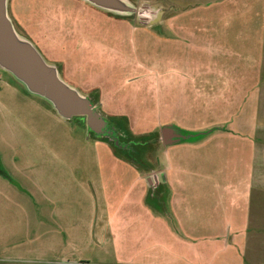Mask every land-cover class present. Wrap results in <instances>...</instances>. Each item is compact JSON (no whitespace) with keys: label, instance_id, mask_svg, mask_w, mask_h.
I'll list each match as a JSON object with an SVG mask.
<instances>
[{"label":"rangeland","instance_id":"obj_1","mask_svg":"<svg viewBox=\"0 0 264 264\" xmlns=\"http://www.w3.org/2000/svg\"><path fill=\"white\" fill-rule=\"evenodd\" d=\"M132 1L160 9L158 21L155 16L153 22L141 24L137 15L116 17L82 0H9L17 31L47 62L61 68L55 61H64L69 82L62 78L74 87L82 85L85 96L97 98L102 115L124 120L138 145L133 165L125 152L100 140L99 145L83 118L58 125L45 115L44 110L53 108L42 98L25 94L20 85L19 96L2 90L1 100L18 102L21 111L34 115L16 121L0 113V153L12 155L7 138L29 137L35 127L46 138L58 135L57 146L79 168L74 180L64 169L46 172L47 165L61 161L47 156L31 136L13 140L16 148L37 153L31 157L38 172L31 180L14 172L33 193L29 200L0 184L15 201L0 205V264H264V226H245L234 192L230 188L226 194L213 182L232 186L246 175L237 170L249 163L246 143L219 134L202 150L190 152L187 142L165 146L161 139L168 125L189 131L217 126L225 132L244 130L238 115L251 112L250 107L242 110V99L251 92L236 98L238 76L228 74L226 67L234 64L239 41L252 29L247 24H258L261 7L253 12L250 0ZM239 2L250 6L238 9ZM238 19L246 27L223 24ZM247 51L239 50L241 60L249 59ZM251 65H245L246 72ZM6 83L18 85L0 69V88ZM260 131L264 164V127ZM167 146L175 148L162 157ZM160 161L229 170L207 172L208 181L202 188L193 187L176 218L165 185L143 186L146 196L140 200L135 195L142 184H134L136 176L124 167L131 164L145 175L157 171Z\"/></svg>","mask_w":264,"mask_h":264},{"label":"crops","instance_id":"obj_2","mask_svg":"<svg viewBox=\"0 0 264 264\" xmlns=\"http://www.w3.org/2000/svg\"><path fill=\"white\" fill-rule=\"evenodd\" d=\"M229 1L230 0H224L221 3H227ZM250 1L252 2V9L254 10L253 12H256L259 6L261 7L260 15H258V24L254 22L252 26H249L247 24V27H252V29L248 32V37H245V35H243L241 40L239 39V43H241L240 45L242 46L240 47V49L237 48V53L235 57L236 61H233L234 64H229L228 67H226L228 74L235 73L236 76H238L236 89V91H238V95L236 96V98H239L240 92L241 94H243V96L245 95V93H248L249 90L251 92L246 98L243 97L242 99L244 102L242 110L244 111L245 109L250 107L251 112H240V115H238L240 122L243 124L242 127L244 130L241 131V128V130H236L235 132H225V128L223 129L217 126L216 128H219V130L209 134L202 140L196 142H187L184 144L188 145L186 149H188L190 152H198L205 148L208 144H210L213 138H215L219 134H228L230 136H235L246 143L243 146L246 147V149L244 150H247L248 154L250 153L249 163L245 164L246 166L244 167L237 168L238 171L239 169H241V171L244 172L246 175L237 179L235 185L232 186H230L229 184H225L224 186H222L221 184H218V181L213 182L216 188L220 187L226 194L227 191H229V189L231 188V190L235 194V202L237 203V207L242 210L241 213L244 225H251L254 228L260 229L262 226H264V164L261 162L262 149L260 144V139L262 135V131H260V129L264 127V0ZM209 3L210 2H208V4ZM213 4L214 3H212L211 6H214ZM241 6H243V8H246V6H250V4L249 2H239L236 4V7L238 9ZM188 7L191 8L192 6ZM223 24L246 27L244 26L246 25V23L242 22L239 19L238 21H227ZM230 40L231 39H227L225 41L227 45L226 49L229 51L233 49L230 46L228 47ZM244 45H249V47L246 48ZM246 49H248L247 52L249 55V59L241 60V54H239V50L241 52H245ZM248 63L249 65L250 63L252 65L250 66L248 72H246L247 70L245 65ZM17 84L18 85H16L15 83H6L3 87L0 88V94L3 93L2 90H11V92H15L16 94H18V96L22 95V93H20V89H18V86L20 84ZM23 91L25 92V94L27 93L25 90ZM28 104L36 105L37 103L36 101H29ZM20 109V103L14 101H3L0 99V113L3 117H11L14 118L16 121L27 117H33L34 114H32L31 112H23ZM44 112L45 115L52 119L56 124L60 125L62 124V122H64L62 121L63 119L58 116V114L53 109L44 110ZM243 115L244 120H242ZM237 121L238 120H236V122ZM23 126L25 128H29V126L25 123H23ZM209 129L210 128L202 131H189L186 129L184 130L189 132H204ZM32 131H34V133H32ZM29 133V137L31 136L32 140H38L47 156L53 157L56 160L61 161V165L58 166L54 164L47 165L45 167L46 172L58 173L63 172L64 169V172H68L71 174V178L73 180L76 179L75 172L79 168V166L71 164L66 158L65 153L62 152V147L59 148V146H57L56 142H61L60 139H58V135H53L46 138L44 134L42 133L41 135L39 131L35 129V127L31 128ZM27 135L28 134H19L7 138V140L10 141L7 143V146L10 152H12V155L0 153V168L9 175L12 181L0 174V184H2V186L7 188L8 190L14 192L16 195L18 194L19 197L25 199L27 198L29 200L34 197L33 193L28 187L21 183V179L24 178L21 176L19 178L14 174V172L16 174L22 172L23 175L29 179L32 173L35 176V174L38 172V169L35 165L34 156L33 159L31 156L37 155V153L34 154V151L30 150L29 148L18 149V147L16 148L13 142V140H30ZM59 135L61 136V134ZM67 137L70 138L71 136H68L67 134ZM96 141L99 145L103 144L98 140ZM171 147L174 146L165 147L162 153V157L163 155H166L165 157H167L169 155L168 153H171ZM63 150H68L67 143L64 144ZM124 167L128 171H130V173H133L136 176L134 184H142V186L140 187V191H137L135 195L140 200L145 199L146 196L145 193L147 190H145L143 186L148 189L150 188V186L158 187L161 185H165L170 191V201L173 203L172 212L175 213L176 218L181 216L180 208L182 207L183 199H186V197L193 195L192 189L195 185L202 188V185H204L205 182L208 181V173L213 174L219 173L222 170H229L227 166L221 168V166L219 167L215 165L201 163L176 165L175 163H168V161H166V163L164 161H160L157 171L142 175L138 171L137 167L131 164H126L124 165ZM183 178H185V180H183ZM32 183L35 185V180H33ZM31 186L35 188V186H33L32 184ZM14 202L15 201L11 199L10 195L6 194L5 190L0 189V205L3 203L15 204ZM65 235L67 236L66 232H64V236ZM65 241H67V237H65Z\"/></svg>","mask_w":264,"mask_h":264},{"label":"water","instance_id":"obj_3","mask_svg":"<svg viewBox=\"0 0 264 264\" xmlns=\"http://www.w3.org/2000/svg\"><path fill=\"white\" fill-rule=\"evenodd\" d=\"M82 1L116 17L137 15L141 24L153 22L155 16L158 21L160 14V9L154 10L148 4L138 7L132 0ZM0 69L10 74L28 94L48 102L63 120L84 118L88 132L109 138L118 148H127L114 131L108 129L105 117L93 101L65 81L57 66L47 62L36 46L17 31L9 16V0H0ZM161 133L165 145H173L178 141L175 139L185 138L174 134L170 125L164 126Z\"/></svg>","mask_w":264,"mask_h":264},{"label":"trees","instance_id":"obj_4","mask_svg":"<svg viewBox=\"0 0 264 264\" xmlns=\"http://www.w3.org/2000/svg\"><path fill=\"white\" fill-rule=\"evenodd\" d=\"M93 103L95 104L94 101H93ZM111 121L113 122V125L117 128V130L126 136V139L135 140L134 136L131 134V132L128 129V126H127V124L125 123L124 120H122L120 118H111ZM83 124L85 126V121H84ZM217 130H219V128L215 127V128L209 129V130L204 131V132H189V131H186L185 133L189 136L187 142H196V141L202 140L203 138H205L206 136H208L209 134H211V133H213V132H215ZM89 134L94 139H97V140H100V141H103V142H106V143L110 144V146H112V148L115 151H123V153L125 152L126 160H128V162L132 163L133 165H137L136 159L132 158L131 154L126 149H122V148L116 147L113 144V141L110 140L109 138L99 137L96 134H94L93 132H89ZM0 174L3 175L4 177H6L7 179H9L10 181H12V179L9 177V175L6 172H4L1 168H0Z\"/></svg>","mask_w":264,"mask_h":264},{"label":"flooded vegetation","instance_id":"obj_5","mask_svg":"<svg viewBox=\"0 0 264 264\" xmlns=\"http://www.w3.org/2000/svg\"><path fill=\"white\" fill-rule=\"evenodd\" d=\"M60 62V65H61V68H59L57 65V68L60 72V74L63 75V77L69 82V78L66 77V71H65V65L66 63L63 61H55L56 64H59ZM74 85V84H73ZM75 86L80 90V91H83V86L82 85H78V84H75ZM96 89H93L90 90V91H95ZM89 99H91L92 101L95 102V105H96V108H98V105H99V101L98 99H93L91 98L89 95H86ZM99 96V95H98ZM97 96V97H98ZM105 117V115H103ZM106 121H107V127L108 129H111L114 131L115 135L118 137V139L120 140L121 144H125L127 145V148H125L132 156V154L136 151V147L138 145V142L136 141H133V140H129V139H126V136L124 134H122L121 132H119L117 130V128L113 125V122L111 121V119L109 117H105ZM170 127L174 130V134H180L182 135L183 137L185 138H179V139H175V140H178L177 143H174V144H178V143H182V142H187L189 136L185 133L186 131L184 129H181L179 127H177L176 125H170ZM161 139L163 140V136H162V133H161ZM164 143V142H163ZM132 158H134L132 156ZM135 159V158H134Z\"/></svg>","mask_w":264,"mask_h":264}]
</instances>
